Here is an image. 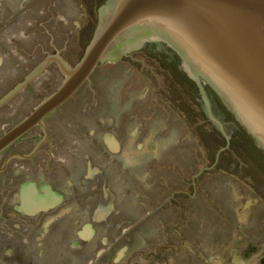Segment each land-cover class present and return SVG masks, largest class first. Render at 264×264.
<instances>
[{
  "label": "rangeland",
  "instance_id": "obj_1",
  "mask_svg": "<svg viewBox=\"0 0 264 264\" xmlns=\"http://www.w3.org/2000/svg\"><path fill=\"white\" fill-rule=\"evenodd\" d=\"M0 2V91L7 82V74L34 52L59 56L65 64L69 61L70 66L72 62L77 63L97 26L98 0ZM131 56L115 65L108 62L100 65L93 74L92 85L85 86L78 99L53 118L55 135L86 148L103 147L105 135L115 136L124 151L136 153L130 162L139 166L138 170H133L130 181H139L149 195H161L164 202L173 196L179 200L177 194L184 192L181 200L186 201L187 207L188 246L179 252L167 250L163 257L165 264H204L203 256L213 261L224 254L225 245L243 236L246 239L244 244L240 242V251L249 244L254 247L263 244V235L246 234L243 225L257 226L262 220L259 211L253 207L242 210V200H256L249 189L252 183L261 182L252 167V164H264L261 154L251 144L253 148L235 146L233 137L226 148L227 141L216 133L202 113L195 111L168 77L156 80L160 85L156 88L150 85L154 74L150 68L160 62L159 58L146 56L147 61L142 62L143 55ZM60 67L54 63L47 73L58 72ZM163 83H167L166 89ZM11 108L4 106L0 114H7ZM24 109L29 112L31 107ZM15 114L8 123L0 120L1 127L9 125L10 128ZM78 128L85 130L88 142L77 135L75 129ZM134 133L137 141L130 146L128 136ZM142 145L145 151L139 153ZM90 154L97 164H103L92 150ZM4 176L0 174V192ZM196 180H202L197 187L193 185ZM130 183L121 180L118 174V182L113 178L109 184L114 195L112 200L118 208V232L123 230L121 236L118 235V240L121 237L124 242L118 247V253L123 252L121 264H152L151 261L160 259L157 245L162 236L157 217L146 219L145 208L139 207ZM169 188H172L170 193ZM172 211L161 214L165 222L172 219L168 217ZM227 217L232 219L233 226L225 222ZM143 220L147 221L142 223ZM229 228L232 230L228 233ZM130 232L132 234L128 235Z\"/></svg>",
  "mask_w": 264,
  "mask_h": 264
},
{
  "label": "flooded vegetation",
  "instance_id": "obj_2",
  "mask_svg": "<svg viewBox=\"0 0 264 264\" xmlns=\"http://www.w3.org/2000/svg\"><path fill=\"white\" fill-rule=\"evenodd\" d=\"M150 44H156V47L148 50V54L158 53L165 63L164 66H159L161 63L159 62L150 68L151 72H154L150 81L152 87L160 86L159 81L156 80L163 81L168 77L174 87L181 90L185 98L187 97V101L194 106L196 112L199 111L201 114L204 106L208 114L209 106L212 112H222L224 118L228 119L213 92L207 88L209 85L203 80L198 82L191 79L182 68L181 57L172 48L164 43H149L136 53H140ZM169 49L180 57L181 62H177L175 54ZM131 55L123 59L132 58ZM141 55L144 56L142 62L151 59L149 55ZM60 61L64 60L59 56L42 51L34 52L26 56L23 63L15 70L7 74V82L2 84L3 89L0 91V111L4 106L12 108L7 114L2 112L0 120L8 123L10 117L16 114L14 124L10 128L9 125L7 128H2L0 125V137L5 134L6 129L9 131L23 121L44 99L60 87L66 79L62 65L60 70L57 69L58 72L47 73L48 68L54 63L60 64ZM68 63L66 64L70 66ZM77 63L72 62L70 67H74ZM1 64L0 60V67ZM41 67L42 70H39ZM99 67L100 65L96 70ZM93 74L72 98L47 115L43 124L33 128L0 154V174L5 175L2 180L3 191L0 192V264H121L124 260L123 252L118 253V247L124 242L121 237L118 240V235L121 236L123 230L118 232V208L112 200L113 191L109 188L113 178L118 182V174L121 180L131 182L139 207L145 208L146 219L157 217V225L162 236L157 245L160 259L151 263L165 264L163 257L169 249L173 251L177 249L178 252L187 249L188 241L185 235L188 221L186 201L181 200V197H185L183 191L177 194L179 200L173 196L164 202L163 199L161 200V195H149L139 181L138 183L134 180L130 181L129 177L132 176L133 170H138L139 166L134 161L130 162L136 157V153L124 151L121 142L119 143L115 136L105 135L103 147L86 148L55 135L53 118L77 100L85 86L92 85ZM183 74L194 85L189 83ZM163 84L166 89L167 83ZM160 101L165 103L164 99ZM26 106L31 107L29 112L24 109ZM231 123L236 125L234 122ZM75 131L77 135L89 141L83 128ZM235 131H238V128H235ZM136 137L135 133L128 136L130 146L137 141ZM130 146L127 148L130 149ZM143 149L144 146H140L139 153H144L145 149ZM91 150L103 164L95 162V158L90 154ZM258 165L252 164V167L263 184L261 182L251 184L249 191L256 200L250 198L242 200L244 206L242 210L253 207L259 211L262 220L257 226L250 223L243 225L246 234L264 236V194H262L264 164ZM180 170L178 168V171ZM200 183L202 180H196L193 185L197 187ZM170 190L172 188H169L168 193ZM154 198L157 200L155 201ZM171 209H173L172 214L168 217L172 219L165 222L161 214ZM147 220H143L142 223ZM225 222L230 226L234 225L229 217ZM232 228H229V231L226 229L227 232H231ZM131 234L132 232L128 235ZM245 239L246 237L243 236L233 244L225 245L224 254L217 256L213 261L204 256L201 261L204 264H264V243L261 245L259 243L255 247L249 244L246 248L243 246L244 250L240 251V242L244 244ZM258 240L262 239L258 238ZM258 249L261 252L257 251Z\"/></svg>",
  "mask_w": 264,
  "mask_h": 264
},
{
  "label": "water",
  "instance_id": "obj_3",
  "mask_svg": "<svg viewBox=\"0 0 264 264\" xmlns=\"http://www.w3.org/2000/svg\"><path fill=\"white\" fill-rule=\"evenodd\" d=\"M149 43L172 48L184 72L205 81L264 151V0H107L81 60L74 67L60 61L66 79L0 138V154L72 98L99 65L117 63ZM150 57L163 61L158 53ZM207 111L203 106L228 148L237 125L222 112Z\"/></svg>",
  "mask_w": 264,
  "mask_h": 264
},
{
  "label": "trees",
  "instance_id": "obj_4",
  "mask_svg": "<svg viewBox=\"0 0 264 264\" xmlns=\"http://www.w3.org/2000/svg\"><path fill=\"white\" fill-rule=\"evenodd\" d=\"M107 2V0H99L98 4H97V22H98V11L99 9L105 5V3ZM156 44H150L148 45L144 50H142L140 53H138L139 55L141 54H146L147 56H151V53L148 54V50L150 49H155ZM171 52H173L175 54L176 60L177 62H181L180 57L172 50L169 49ZM161 65H165V63L163 61H161ZM184 77L186 78V80L191 83L192 85H194V83L185 76V74H183ZM211 92H213V94L216 97V100L218 101V103L220 104V106L224 109V112L227 114L228 119L234 123H236L237 127H238V131L236 132V134L234 135V137L232 138L233 143L235 146L239 145V147L241 146V148H255L257 150V152H259L261 154V156L263 157L264 160V151L259 148V146L257 145L256 141L253 139V137L247 132V130L239 123V121L236 119V117L228 110V108L224 105V103L222 102V100L220 99V97L218 96V94L211 88V87H207ZM249 143V144H248ZM244 144H246L247 146H244ZM253 145V147L251 145ZM250 145V146H249ZM264 162V161H263Z\"/></svg>",
  "mask_w": 264,
  "mask_h": 264
}]
</instances>
